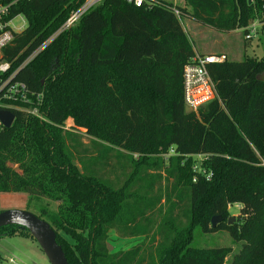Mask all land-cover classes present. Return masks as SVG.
<instances>
[{
    "label": "trees",
    "instance_id": "1",
    "mask_svg": "<svg viewBox=\"0 0 264 264\" xmlns=\"http://www.w3.org/2000/svg\"><path fill=\"white\" fill-rule=\"evenodd\" d=\"M84 1L22 3L27 26L4 59L19 65ZM147 1L104 0L20 70L17 79L42 94L46 122L15 112L0 127V194L25 196L24 211L37 209L68 264H225L230 255L228 264H264V57L206 64L215 96L185 113L182 70L195 53L180 23L187 17L250 38L256 22L258 40L264 0ZM169 148L167 167L140 158ZM111 154L119 160L112 167ZM195 155L203 173L192 171L187 157ZM169 178L170 186L155 187ZM234 204L239 215L227 225ZM213 217L221 222L211 228ZM196 229L226 231L240 248H192ZM110 231L148 242L109 253ZM4 238L33 240L17 226L0 228Z\"/></svg>",
    "mask_w": 264,
    "mask_h": 264
},
{
    "label": "rangeland",
    "instance_id": "2",
    "mask_svg": "<svg viewBox=\"0 0 264 264\" xmlns=\"http://www.w3.org/2000/svg\"><path fill=\"white\" fill-rule=\"evenodd\" d=\"M166 3H170L172 5L173 2L176 3L177 0H163ZM178 4V2H177ZM176 7V5H174ZM24 23V25H23ZM181 26L187 34L188 40L193 45L194 53L197 57L203 56H219L223 55L226 60L230 61H239L243 57L248 58H263L264 57V35H260L257 38L253 35L250 38L247 36H243L241 31H233L229 33H220L208 28L203 27L199 23L189 24L186 19L181 18L180 20ZM19 26L26 27V20H17L16 22ZM257 28V27H256ZM184 96V95H183ZM201 97L197 96L196 100H192L191 103L187 102L184 98V106L192 109V112H196L199 108L203 107L207 102L211 100H202ZM146 105H144L143 109L136 108L137 118L139 119L142 114L147 113L148 109H145ZM128 114V113H127ZM72 127V121H66V128ZM81 142L84 147H90V149L94 148L91 145L90 138L87 136H80ZM91 141H93L91 139ZM101 143L98 141V144ZM89 149V151H91ZM115 149V148H114ZM90 153V152H89ZM92 153V152H91ZM95 155V152L92 153ZM129 155V154H124ZM175 154L173 152V148H169L167 151L162 152L158 151V153H147V151L140 156V158H144L145 160H157L163 164V167H167L169 163V159L174 157ZM133 159H138L137 155L132 154ZM192 161V171L195 173H203V169L201 167L203 162V156L195 155L190 158ZM119 161V160H118ZM116 159L114 158V154H111L109 159L106 160L107 164H117ZM109 169H105L107 173ZM163 175L162 173L160 174ZM111 180L114 179V175L111 174L108 176ZM164 177V176H163ZM172 183L171 178L167 180H163L160 183V186L156 185L158 189L161 191L164 189L167 184L170 186ZM26 198L23 194H0V212L6 210H24L25 209ZM160 205L164 207V201L160 202ZM51 209H54V205L51 204ZM240 206L237 204L231 205L228 207V213L230 217H237L239 215ZM30 211L33 215L37 214L36 208H31ZM155 218L158 219V216L155 215ZM112 232H110L111 234ZM115 237L108 236L110 239H107L108 242V250H115V247L120 250L128 249L129 247L144 242L147 244L148 240H144L142 238H119L116 233ZM116 238V240H114ZM157 239V238H156ZM151 243V242H150ZM157 240L152 242V247L155 246ZM149 245V244H148ZM190 247L197 249H215V248H231L232 254L238 252L240 245L235 244L228 233L226 231H216L213 233H202L200 230L196 229L193 232V241L190 244ZM150 250V249H149ZM149 250H145V254L149 253ZM0 256L5 258L14 257L17 259V264H49L44 257L43 253L37 246V244L31 239L24 238H4L0 239ZM231 261V255L226 259V263L228 264Z\"/></svg>",
    "mask_w": 264,
    "mask_h": 264
},
{
    "label": "built area",
    "instance_id": "3",
    "mask_svg": "<svg viewBox=\"0 0 264 264\" xmlns=\"http://www.w3.org/2000/svg\"><path fill=\"white\" fill-rule=\"evenodd\" d=\"M30 1L32 0H0V111H7L13 115L15 112H21L46 122V119L39 112V107L42 104V94H35L24 82L18 80L17 76L20 70L61 32L70 28L80 17L104 0H85L80 7L70 13L56 32L15 67L12 62L4 59L3 51L11 45L15 36L26 28L23 26L24 23L22 26L16 24L17 20H25L22 14L17 12V9L22 3ZM122 1L133 4L135 7H141L143 4L149 3L147 0ZM262 8L264 9V5ZM256 27H258L256 22L250 25L248 28L250 35H254ZM224 59L223 55L203 56L201 58L195 55L182 70L183 99L185 98L189 103L196 100L197 96H200V99L204 101L212 100L215 96L214 87L205 66L206 64L220 63ZM0 127H3L1 123ZM17 262L14 257H2L0 260V264H17Z\"/></svg>",
    "mask_w": 264,
    "mask_h": 264
},
{
    "label": "water",
    "instance_id": "4",
    "mask_svg": "<svg viewBox=\"0 0 264 264\" xmlns=\"http://www.w3.org/2000/svg\"><path fill=\"white\" fill-rule=\"evenodd\" d=\"M185 113L192 109L184 107ZM14 115L7 111H0V123L4 128H9L13 123ZM234 217H229L226 224L230 225ZM221 222L220 217L210 220V227L214 228ZM17 226L26 230L37 244L49 264H68L61 247L56 243V236L48 223L39 219L32 213L24 210H6L0 212V228Z\"/></svg>",
    "mask_w": 264,
    "mask_h": 264
},
{
    "label": "crops",
    "instance_id": "5",
    "mask_svg": "<svg viewBox=\"0 0 264 264\" xmlns=\"http://www.w3.org/2000/svg\"><path fill=\"white\" fill-rule=\"evenodd\" d=\"M177 2H178V4H177ZM173 4L174 5H182L183 4V1L182 0H177L176 1V3L175 2H173ZM184 19H186V21H187V23H189V24H194V23H197V22H195V21H193L192 19H190V18H187V17H184ZM183 31H184V29H183ZM184 33H185V31H184ZM186 34V33H185ZM187 35V34H186ZM110 232H112L111 234H110ZM109 232V236L111 235V236H113V237H115V234H114V232L113 231H110ZM108 236V239H110V237ZM114 240H116V238L114 239ZM108 240H107V248H108ZM120 249H117L116 247H115V250H108L109 251V253H115V252H117V251H119ZM2 257V256H1Z\"/></svg>",
    "mask_w": 264,
    "mask_h": 264
}]
</instances>
